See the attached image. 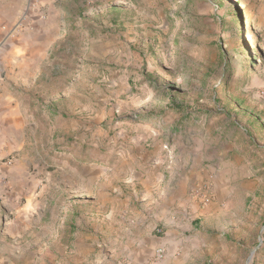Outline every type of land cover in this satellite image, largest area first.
<instances>
[{
	"label": "rangeland",
	"instance_id": "374dc122",
	"mask_svg": "<svg viewBox=\"0 0 264 264\" xmlns=\"http://www.w3.org/2000/svg\"><path fill=\"white\" fill-rule=\"evenodd\" d=\"M52 2L0 0V32L46 29L62 75L0 144V264H264V0ZM196 156L222 197L205 179L194 230L169 195Z\"/></svg>",
	"mask_w": 264,
	"mask_h": 264
},
{
	"label": "crops",
	"instance_id": "0c3cea01",
	"mask_svg": "<svg viewBox=\"0 0 264 264\" xmlns=\"http://www.w3.org/2000/svg\"><path fill=\"white\" fill-rule=\"evenodd\" d=\"M55 1L56 0H53L51 4H55ZM112 1L115 0H80L83 4L82 6H84L87 10H91L92 13L95 11V6L101 4L106 5L108 9L110 8V10L114 12L116 8L114 7L115 3ZM61 9L63 11L71 10V12H68L65 16V20H74L81 12L79 9L76 13L70 8V6L66 5H64ZM32 14H35V16L31 17L35 18L37 16L38 18L37 13L29 12L26 17L22 16L23 14L20 13L11 14L10 19L27 20V18H31L30 15ZM42 14L43 13H41V16ZM82 14H84V12ZM55 15L56 13H54L53 16ZM47 34L46 29L38 30L36 28H31V25L29 24L24 28L16 29L13 34L11 33L9 36L8 34L4 35L0 32V144L5 143L6 137L4 134L8 132V129L11 127L13 122L23 124V121H20V118H22L24 114L28 115V117H26L28 120H30L29 118L31 117H35V114L37 113L36 98L43 95L45 98L47 87L52 83L56 84L61 81L62 75L56 76L54 73H51V66L49 67V64H46L48 61V58L46 57L47 53H45V49H47L45 43L48 42ZM41 102H43V100H41ZM45 113L49 117L59 116V112H53L52 108L45 111ZM71 149L74 148L70 147L69 150ZM74 151L75 153L78 152V150ZM85 157L87 159L91 158L88 155ZM87 159L86 163H94L93 160ZM108 162L115 163L116 160L113 159ZM191 166L192 168L195 167L193 172L189 177H185L183 179L186 181L187 187L189 185V190L191 192L194 190L193 195L184 198V196L180 197L179 195L172 194L171 196L169 195V197L172 198L177 206L180 207V213L184 214V218L187 219L188 223L185 229L191 227L196 230L200 217L204 215L208 207V205L202 207V197L206 193L203 192L200 197L201 194L199 193L196 195V192L198 193V190L204 186L201 184L205 183L204 181L208 177L210 167L208 168L204 165V160L200 157L198 158V156H196ZM233 167L236 168L234 164ZM220 172L221 171L217 172V178L214 177V183L211 182L212 177L207 179L210 185L213 184L211 187L214 189L215 196H217V203L220 202V198L222 197L221 180H219ZM172 179L175 180L176 175H172L170 180ZM175 214H177V212H175ZM65 222H67V228L76 231V233L82 237H86V244L81 249L84 254L83 260L89 261L92 256H94L95 260H98L100 255L97 254L96 251L102 246L100 243L101 240L94 235L92 236V241L88 242V239L91 238L92 234L85 235V232L79 230L77 227H74V225L69 222L67 217L64 218L63 224ZM141 223L142 219L140 218L137 221V226H141ZM73 234L74 233H72V235ZM138 245L140 246V249H142V253H147L148 249L146 247V239H143L142 242L140 241V244Z\"/></svg>",
	"mask_w": 264,
	"mask_h": 264
},
{
	"label": "built area",
	"instance_id": "2783aa9c",
	"mask_svg": "<svg viewBox=\"0 0 264 264\" xmlns=\"http://www.w3.org/2000/svg\"><path fill=\"white\" fill-rule=\"evenodd\" d=\"M206 193V192H205ZM211 201L210 195L209 194H204V196L202 197V205L203 207L208 205ZM159 253H162V250L158 251Z\"/></svg>",
	"mask_w": 264,
	"mask_h": 264
},
{
	"label": "water",
	"instance_id": "95a60500",
	"mask_svg": "<svg viewBox=\"0 0 264 264\" xmlns=\"http://www.w3.org/2000/svg\"><path fill=\"white\" fill-rule=\"evenodd\" d=\"M259 241H260V244H261V242H262V239L260 238V240H259ZM255 251H256V250H254V251L252 252V254H251V256H250L249 260L251 259V257H252V256H253V254L255 253ZM247 263H248V262H247Z\"/></svg>",
	"mask_w": 264,
	"mask_h": 264
}]
</instances>
